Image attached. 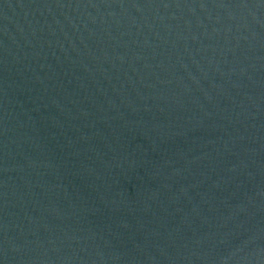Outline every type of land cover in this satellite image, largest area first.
<instances>
[{
	"label": "water",
	"instance_id": "water-1",
	"mask_svg": "<svg viewBox=\"0 0 264 264\" xmlns=\"http://www.w3.org/2000/svg\"><path fill=\"white\" fill-rule=\"evenodd\" d=\"M0 264H264V0H0Z\"/></svg>",
	"mask_w": 264,
	"mask_h": 264
}]
</instances>
